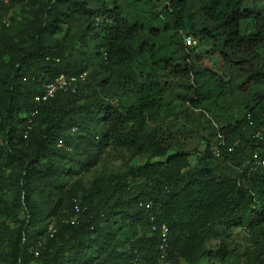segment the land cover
Segmentation results:
<instances>
[{
    "label": "trees",
    "instance_id": "16d2710c",
    "mask_svg": "<svg viewBox=\"0 0 264 264\" xmlns=\"http://www.w3.org/2000/svg\"><path fill=\"white\" fill-rule=\"evenodd\" d=\"M5 1L27 15L0 24V200L25 216L0 222L1 264H264V167L228 150L264 152L260 1ZM59 74L70 84L42 99ZM110 150L146 160L86 186Z\"/></svg>",
    "mask_w": 264,
    "mask_h": 264
},
{
    "label": "rangeland",
    "instance_id": "374dc122",
    "mask_svg": "<svg viewBox=\"0 0 264 264\" xmlns=\"http://www.w3.org/2000/svg\"><path fill=\"white\" fill-rule=\"evenodd\" d=\"M260 4L264 6V0H259ZM22 7L24 8L23 4L18 3L14 5H10L5 0L0 1V24L4 22L7 25H14L17 21H19L20 18L25 17L27 15L25 10H22ZM198 45L195 46V53L202 58V62L204 64H207L209 66L217 67L218 64L221 63V60L219 59L218 55L211 56L209 52H205L204 49L210 48L211 44L209 41H204L202 44H194ZM193 45V47H194ZM0 144L3 146L5 143H3L2 136L0 137ZM4 152L0 149V157H4ZM146 160V154H138V155H130L126 150L121 151H113L110 150L109 152H105L103 156L101 157V160L99 163L95 165L93 169L89 171V173H82L81 176L85 181V185L88 186L92 183L95 175L107 173L110 172H123L125 171L129 166L132 165H138L142 164ZM150 160L155 161H164V157L161 156H154ZM190 161L194 162V157H190ZM14 164H12L11 167H13ZM11 167H9V170H11ZM0 198H2L4 201L8 202V205H11V194L7 192H3L0 190ZM3 207V202L0 200V222L1 223H8L13 224L15 221L22 219L25 216L24 210L21 208L16 209L15 212L11 211L9 213L8 210H1ZM229 238L228 240L232 242L233 244H238L239 248H242L244 244V229L242 228H231L228 230ZM219 239L220 236L212 235L209 240L207 241V246L211 245L212 247H217L219 245ZM3 259V247L0 246V264ZM228 261L227 258L220 259V257L210 256L207 254L203 258L199 259V261L196 264H226ZM178 264H187L183 258L180 259Z\"/></svg>",
    "mask_w": 264,
    "mask_h": 264
},
{
    "label": "clouds",
    "instance_id": "9594fccd",
    "mask_svg": "<svg viewBox=\"0 0 264 264\" xmlns=\"http://www.w3.org/2000/svg\"><path fill=\"white\" fill-rule=\"evenodd\" d=\"M264 11V10H263ZM187 36H192V34H186L185 37H184V43L186 45H194L196 44V40L195 38L193 37V41L194 43H191V44H187L185 42V38ZM264 114V112H262ZM249 123L251 124L252 123V120L249 121ZM254 136L255 137H259L257 138V141L259 139H264V123L259 125L255 130H254ZM256 141V142H257ZM231 146L233 147V149H231V151L229 152H233L234 149H236V147H244L243 150H247V149H252L250 150L249 152V155H246L244 158H242V165L245 164V170L247 171V173H250L252 169H254L256 166H262L264 167V164L261 163V160L264 158V152H261V147H252L251 144H248L246 141H244V139H240V138H237L235 139V142L233 144H231Z\"/></svg>",
    "mask_w": 264,
    "mask_h": 264
},
{
    "label": "built area",
    "instance_id": "2783aa9c",
    "mask_svg": "<svg viewBox=\"0 0 264 264\" xmlns=\"http://www.w3.org/2000/svg\"><path fill=\"white\" fill-rule=\"evenodd\" d=\"M185 42L187 44L194 43L193 37L187 36L185 38ZM68 79H70V81H71V78H67L66 76H64V74H59L58 76H56V78L54 80L49 81L48 83H45L44 84L45 91L43 93L42 99L43 98L46 99L47 97H52L54 95V93L57 92V89L66 88L70 84V81ZM31 114H33V112H31ZM24 136H26V133H24ZM231 149H233L232 146L228 147L229 151H231ZM261 163L264 164V158L261 160ZM146 204L150 205L149 202ZM74 206L76 209L78 208L77 203ZM166 232H167V227L165 225H162L161 226V236L163 238V241H165ZM161 248L164 249V245H162ZM36 253L38 254V251H36Z\"/></svg>",
    "mask_w": 264,
    "mask_h": 264
}]
</instances>
